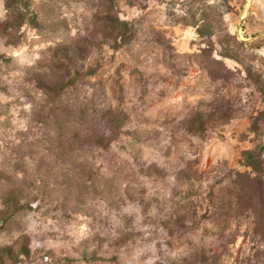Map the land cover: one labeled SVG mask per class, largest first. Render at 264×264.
<instances>
[{
  "label": "rangeland",
  "instance_id": "1",
  "mask_svg": "<svg viewBox=\"0 0 264 264\" xmlns=\"http://www.w3.org/2000/svg\"><path fill=\"white\" fill-rule=\"evenodd\" d=\"M7 1L0 264H109L79 259L98 245L128 264H180L195 240L172 223L195 186L187 177L251 170L240 158L255 139L247 115L195 135L170 130L213 97L208 70L264 109L246 79L248 68L264 75V0H22L12 11ZM247 229L245 217L234 222L222 264L251 254Z\"/></svg>",
  "mask_w": 264,
  "mask_h": 264
},
{
  "label": "trees",
  "instance_id": "2",
  "mask_svg": "<svg viewBox=\"0 0 264 264\" xmlns=\"http://www.w3.org/2000/svg\"><path fill=\"white\" fill-rule=\"evenodd\" d=\"M13 1L14 4L11 6L7 1V10L17 9L18 3L22 2ZM103 18L105 23L113 24L118 21L117 18L108 15H104ZM7 23L9 22L5 21L8 26ZM5 24L3 29L7 28ZM122 26H125V22H122ZM208 74L211 79L220 83L213 97L209 100H199L180 119L177 127H172L170 131L174 136L178 133L195 135L215 130L233 117L247 115L248 132L253 134L255 143L252 148L244 149L240 158L241 163L251 170H217L212 175L199 174L187 177L189 186L194 183L195 186L183 192L181 199L184 206L172 223L178 226L183 236L193 235L195 240L188 239L187 251L181 257L180 264H222L228 244L235 238L232 226L241 217L248 220L247 236L251 249V254L242 260V264H264V109L249 110L241 95L232 93L231 84L221 71L208 70ZM246 79L264 103V75L248 68ZM131 137L138 138L139 132L131 133ZM91 142L101 147L107 145L106 138L102 136H96ZM199 198L204 200L205 208L202 213L196 214L194 201ZM121 252L98 245L91 250L83 251L79 259L128 264V259ZM149 264L166 263L155 259Z\"/></svg>",
  "mask_w": 264,
  "mask_h": 264
}]
</instances>
